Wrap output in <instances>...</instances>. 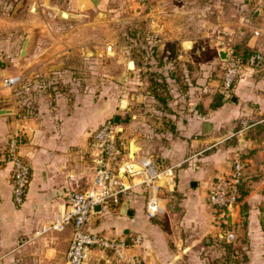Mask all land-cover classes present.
<instances>
[{
	"label": "crops",
	"instance_id": "crops-1",
	"mask_svg": "<svg viewBox=\"0 0 264 264\" xmlns=\"http://www.w3.org/2000/svg\"><path fill=\"white\" fill-rule=\"evenodd\" d=\"M113 1L0 0V62L6 64L0 65V84L6 77L22 78L15 92L0 86V109L10 111L0 115V264H65L72 226L63 224L61 230L49 227L65 216L67 196L90 186L95 168L91 135L116 116L125 153L150 157L160 169L172 168V178L159 193L164 205L160 214L152 218L147 215L146 191L137 187L122 197L119 207H101L88 231L112 238L141 235L142 243L129 249L141 264H264L263 19L252 16L247 22L239 17L233 22L221 15L214 18L211 0H176L172 13L161 15L168 18L159 26L161 43L176 41L182 56L202 55L209 46L220 59L219 53L226 51L222 45L235 40L260 54L261 61L254 67L243 66L232 89L225 92L210 76L213 64L192 59L195 74L191 82L182 83L187 89L175 84L171 97L165 100L166 107L155 111H130L140 101L136 95L135 102L126 107L125 121L124 113L116 111L114 95L103 92L108 82L102 77V65L95 63L90 67L95 70L92 73L87 72V63H68L66 67L52 56L55 47L35 45L34 37L25 60L19 58L28 35L21 15L28 6L47 5L51 9L68 5L70 10L62 11L69 13L97 8L96 14L108 16L115 11L110 6ZM188 19L200 37L184 28ZM45 33L40 37L48 36ZM201 38L209 41L200 48L196 43ZM38 73L45 78L54 73L58 82L69 84L64 86L81 85L84 89L61 92L64 87H50L48 81L37 79ZM81 81L86 82L84 86ZM217 93L223 95V103L211 110ZM146 95L150 107L155 99L149 92ZM24 116L27 119L22 121ZM21 125L20 153L30 165V181L24 204L17 207L12 201L11 164L6 160L5 147L9 135ZM236 158L246 166L244 181L250 188L244 200L247 217L236 225L235 243L226 245L213 223L206 195L211 185L229 172ZM87 264L125 263L110 253L93 250Z\"/></svg>",
	"mask_w": 264,
	"mask_h": 264
},
{
	"label": "rangeland",
	"instance_id": "rangeland-1",
	"mask_svg": "<svg viewBox=\"0 0 264 264\" xmlns=\"http://www.w3.org/2000/svg\"><path fill=\"white\" fill-rule=\"evenodd\" d=\"M111 3L113 4L110 6L115 11L104 19L96 18L97 8H87L74 13L80 16V20L69 22L57 17V11L70 10L68 5H60L51 9L47 5H31L24 10L21 20L28 35L34 37L35 45L38 43L39 46L56 48L55 54H52L56 57V62H65L66 67L68 63L79 66L87 63L90 66L88 65L86 69L90 73L95 72L94 69H90L95 66V63L102 65V77L108 82L104 85L103 92L105 96L114 95L116 111L124 113L125 121L128 117L126 107L135 102L136 95L140 97V101H136V106L130 111L133 109L140 112L144 109L155 111L166 107L168 102L165 100L171 97L170 93L175 84L179 85V88L187 89L188 85L182 83L191 82V77L195 74L191 65L192 59L213 64L209 72L210 76L212 75L222 88L224 65L215 49L208 46L202 55L197 56L195 53L182 56L176 41L169 42L168 45L161 43L164 40L159 34V26L162 19L164 21L168 19L161 15L163 16L166 11L172 13L176 0H116V2L114 0ZM210 4L213 5L211 10L214 11V18L221 15V17L230 18L233 22L238 21L239 17H244L247 22H250L254 12L259 9L264 11V0H211ZM187 21L183 24L184 28L193 32L195 37H200L201 34L194 29V22L189 19ZM172 23L175 24V18ZM39 31L40 34H38ZM44 33L48 36L40 37ZM22 39H19V45ZM206 41L209 40L201 38L196 45L201 48V46L208 45ZM18 44L14 48L12 57L14 60L18 56ZM239 45L244 46L242 42L231 40L229 44L222 46L226 48V51L230 49L235 52ZM88 52L93 53L94 56H88ZM25 57H19L20 61L25 60ZM0 65L5 66L6 64L0 62ZM81 67L84 69L83 66ZM12 68L15 70L16 66L13 65ZM100 72L101 70L98 74ZM201 72L203 71L200 70ZM37 75L39 81H48L52 88L64 87L61 92L70 89H84L81 85L73 88L64 86L69 84L58 82L60 80L54 73L50 78H45L39 73ZM121 76L124 77L122 84L114 80ZM80 78L82 79L83 76ZM85 83L81 81L83 86ZM11 92L15 91L11 90ZM147 92L151 93V96L160 97L165 102H159L154 97L155 102L150 104L152 107H149V103L145 100ZM122 102L125 103L124 108L120 106Z\"/></svg>",
	"mask_w": 264,
	"mask_h": 264
},
{
	"label": "built area",
	"instance_id": "built-area-1",
	"mask_svg": "<svg viewBox=\"0 0 264 264\" xmlns=\"http://www.w3.org/2000/svg\"><path fill=\"white\" fill-rule=\"evenodd\" d=\"M257 35V33H255ZM261 61L258 53L249 57L246 64L242 58L227 49V60L223 61L222 88L229 92L238 77L241 67H253ZM22 82L19 76L2 80L1 86L15 90ZM24 116L21 120L25 121ZM24 127L16 128L8 137L5 157L11 164L12 201L17 207L24 204L30 181V165L22 157L20 147ZM120 129L112 121H105L91 135V153L95 163L94 176L90 186L67 196L65 216L50 225L49 229L61 230L63 224H71L72 235L65 254V264H87L93 250L110 253L117 261L125 264H141L142 260L129 253L131 246H138L143 238L139 234L112 238L101 233L88 231L96 206L119 207L122 197L137 187L146 191L145 210L149 217H155L164 210L159 193L172 178V168L160 169L150 157H130L125 153L120 140ZM245 162L236 158L223 177L217 179L207 191L206 201L213 223L220 230V240L226 245L236 241V225L239 221L240 204L237 201L239 185L245 176ZM123 169L119 178L118 171ZM163 183V186H160Z\"/></svg>",
	"mask_w": 264,
	"mask_h": 264
},
{
	"label": "water",
	"instance_id": "water-1",
	"mask_svg": "<svg viewBox=\"0 0 264 264\" xmlns=\"http://www.w3.org/2000/svg\"><path fill=\"white\" fill-rule=\"evenodd\" d=\"M57 17L59 19H62V20H65V21H69V22H74V21L80 20V16H78L77 14L64 12V11H61V10L57 11ZM96 18L97 19H100V18L104 19V18H106V14L104 12H98L96 14ZM258 18H262L263 21H264V11L262 9L257 10L253 14V19L256 20ZM32 43H33V36L32 35H27L25 37V39L23 40V43H22L21 48H20V53H19V57L20 58H23V57L28 55V52L30 50V47H31ZM87 54H88V56H94V54L91 53V52H88ZM219 55H220V59L222 61H226L227 60V51H221L219 53ZM114 80L117 83L122 84L124 82V77L121 76L119 78H115ZM120 106L122 108V104ZM9 113H10V111L8 109H0V115H5V114H9ZM113 123L115 125H118V117L117 116L114 117ZM122 174H123V169H119L118 177L120 178L122 176ZM160 186H163V183H160ZM100 208L101 207L99 205L96 206L95 207V211L96 212L99 211ZM124 208H125V205L123 204L122 205V212H124V210H125Z\"/></svg>",
	"mask_w": 264,
	"mask_h": 264
},
{
	"label": "trees",
	"instance_id": "trees-1",
	"mask_svg": "<svg viewBox=\"0 0 264 264\" xmlns=\"http://www.w3.org/2000/svg\"><path fill=\"white\" fill-rule=\"evenodd\" d=\"M72 12H74V9H73ZM253 54H255V52L253 50H251V49H249L247 47H244V46L242 47L241 45L237 46L236 50L234 52L235 56H238V57L242 58V61H243L244 64L247 63L249 57L252 56ZM254 66H256V65H254ZM154 97L156 98L157 101L162 102V103L164 102V100L161 99L160 97H158V96H154ZM222 103H223V95L217 93L214 96L209 108L211 110L217 109V108H219L222 105ZM121 145H122V143H121ZM238 190H239V192H238L237 201L240 204L239 223L243 224L245 222V220H246V217H247V207H246V203L244 202V200H245V198L248 195L249 190H250V188L247 186V184L244 181V179L240 183ZM262 231H263V236H264V225H263Z\"/></svg>",
	"mask_w": 264,
	"mask_h": 264
},
{
	"label": "bare ground",
	"instance_id": "bare-ground-1",
	"mask_svg": "<svg viewBox=\"0 0 264 264\" xmlns=\"http://www.w3.org/2000/svg\"><path fill=\"white\" fill-rule=\"evenodd\" d=\"M122 104V108L124 107L125 103H121Z\"/></svg>",
	"mask_w": 264,
	"mask_h": 264
}]
</instances>
